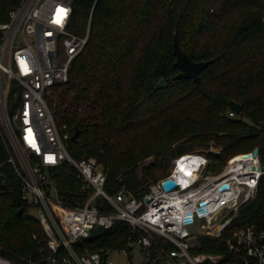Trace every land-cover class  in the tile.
<instances>
[{"label": "trees", "instance_id": "obj_1", "mask_svg": "<svg viewBox=\"0 0 264 264\" xmlns=\"http://www.w3.org/2000/svg\"><path fill=\"white\" fill-rule=\"evenodd\" d=\"M21 2L0 0V22ZM90 17L88 44L76 57L69 82L58 90L54 108L72 135L80 130L78 139L69 141L70 154L77 160L97 159L109 191L126 185L141 199L147 184L180 154L210 142L226 157L259 147L264 165V0H74L70 30L85 36ZM176 35L194 61L211 62L200 83L174 78L180 72ZM161 79L165 87L157 90ZM231 101L242 106L238 118L228 115ZM9 156L0 132V165ZM1 168L11 180L0 178V254L15 262L43 263L53 253L49 237L13 182L14 168ZM56 179L61 198L74 205L81 186L76 169L63 164ZM253 223L264 228V176L256 198L224 239L229 231ZM131 231L118 222L74 249L79 255L124 249ZM202 242L198 251L229 253L224 241ZM57 256L69 252L62 248Z\"/></svg>", "mask_w": 264, "mask_h": 264}, {"label": "built area", "instance_id": "obj_2", "mask_svg": "<svg viewBox=\"0 0 264 264\" xmlns=\"http://www.w3.org/2000/svg\"><path fill=\"white\" fill-rule=\"evenodd\" d=\"M73 3L22 0L8 20L0 22V132L10 150L0 165V178L11 180L1 167L14 168L13 182L39 219L53 251L43 263L15 262L1 254L0 260L8 264H118L115 254L130 260L139 251L145 263L154 264H264L261 226L244 225L229 231L224 239L242 209L257 196L264 176L259 147L257 156L254 148L226 157L222 147L210 142L180 154L169 172L147 184L141 199L126 185L109 191L105 168L97 159L77 160L70 154L72 134L56 115L54 101L88 44L91 26L90 17L85 36L70 30ZM228 115L238 116L231 109ZM215 156L223 157L225 163L220 165ZM66 163L76 169L81 182L80 195L71 206L61 198L56 179L57 169ZM168 180L177 186L167 190L164 183ZM224 185L228 188L223 189ZM197 219L201 231L192 233L189 226ZM118 222L131 227L127 248L76 253L74 246L80 241L95 231L111 230ZM203 238L224 241L228 255L198 251ZM62 248L69 256H57Z\"/></svg>", "mask_w": 264, "mask_h": 264}, {"label": "water", "instance_id": "obj_3", "mask_svg": "<svg viewBox=\"0 0 264 264\" xmlns=\"http://www.w3.org/2000/svg\"><path fill=\"white\" fill-rule=\"evenodd\" d=\"M174 54L176 56L175 66L179 68L180 72L174 77L176 80L181 79H192L196 83H200L201 81V72L206 69L210 65V61H194L187 53L183 51L180 46L179 39L177 35L174 38ZM165 87V80L161 79L156 85V89H162ZM229 108L235 112L236 114H240L242 111V106L235 101H231L229 104ZM80 130L76 129L72 135V141H76L79 137ZM258 149L254 150V155L257 156ZM164 186L167 190H171L177 186V183L174 180H168L164 183ZM228 188V185H224L223 189ZM150 198H147L149 201ZM23 210L19 211V215H21Z\"/></svg>", "mask_w": 264, "mask_h": 264}, {"label": "rangeland", "instance_id": "obj_4", "mask_svg": "<svg viewBox=\"0 0 264 264\" xmlns=\"http://www.w3.org/2000/svg\"><path fill=\"white\" fill-rule=\"evenodd\" d=\"M238 118V117H237ZM197 150V149H195ZM151 161V160H150ZM149 161V162H150ZM148 164V163H146ZM173 165V164H172ZM172 165L164 172H162L161 174L158 175L157 178H160L162 177L163 175H165L167 172L170 171ZM189 230L192 232V233H196V232H199L201 231V221H198V219L196 220V223L194 225H191L189 226ZM113 258L118 262V264H144L145 263V259L142 255L141 252L139 251H136L133 256L131 257L130 260H126L124 259L123 257V254L122 253H117L113 256ZM162 264H170L168 261H163Z\"/></svg>", "mask_w": 264, "mask_h": 264}, {"label": "bare ground", "instance_id": "obj_5", "mask_svg": "<svg viewBox=\"0 0 264 264\" xmlns=\"http://www.w3.org/2000/svg\"><path fill=\"white\" fill-rule=\"evenodd\" d=\"M0 264H8V263H6V262H3L2 260H0Z\"/></svg>", "mask_w": 264, "mask_h": 264}]
</instances>
